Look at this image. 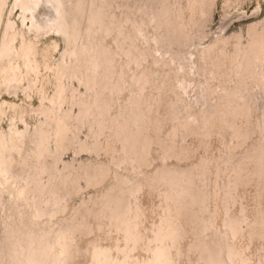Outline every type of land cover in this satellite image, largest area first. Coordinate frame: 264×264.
I'll use <instances>...</instances> for the list:
<instances>
[{"label": "rangeland", "instance_id": "374dc122", "mask_svg": "<svg viewBox=\"0 0 264 264\" xmlns=\"http://www.w3.org/2000/svg\"><path fill=\"white\" fill-rule=\"evenodd\" d=\"M83 1L0 0L7 264H264V0Z\"/></svg>", "mask_w": 264, "mask_h": 264}, {"label": "bare ground", "instance_id": "6f19581e", "mask_svg": "<svg viewBox=\"0 0 264 264\" xmlns=\"http://www.w3.org/2000/svg\"><path fill=\"white\" fill-rule=\"evenodd\" d=\"M72 1V4H75L76 2H77V0H71ZM83 1V0H82ZM84 2V1H83ZM45 3H47V5L46 6H44V5H41L40 7H39V12H40V14L42 13V12H45V9L47 10L46 12H49V10H48V7H50L51 5H50V3L48 2V1H46ZM78 4H80V3H78ZM82 8H84V6H81ZM52 8V7H51ZM54 10V9H53ZM52 9L50 10V11H53ZM42 11V12H41ZM43 13V15H45V14H47V13ZM58 13V12H57ZM54 14V13H53ZM52 14V15H53ZM51 14H49V16H52ZM57 15V14H56ZM93 15V14H92ZM41 16H42V14H41ZM47 16V15H46ZM49 16H47V17H49ZM56 18V17H55ZM51 19V18H50ZM46 20H48V19H46ZM52 20V19H51ZM50 21V20H49ZM59 21V20H58ZM60 27V26H59ZM60 28H62V27H60ZM60 31H61V29H60ZM67 31V30H66ZM69 31V30H68ZM70 32V31H69ZM68 32V33H69ZM72 32V31H71ZM71 34H73V33H71ZM84 34V33H83ZM68 35V34H67ZM86 56H90V55H86ZM93 57H97L98 58V56L96 55V56H94L93 55ZM230 93H232L231 91H229ZM138 132V131H137ZM41 150L43 151L44 149L43 148H41ZM45 153V152H44ZM44 153L42 152V153H40L41 155H40V157H44ZM43 159V158H42ZM24 169H25V166L22 168V169H20L19 170V173H22V171H24ZM25 173L23 172V176L25 177ZM27 177V176H26ZM26 177H25V179H26ZM213 191H214V189H213ZM126 195H127V197L129 196L127 193L124 195L125 197H126ZM124 197V198H125ZM101 201V200H100ZM123 201V203L124 204H126V202H124V200H122ZM121 203V196H120V198H118L117 200H116V202H115V204H116V206L117 205H119ZM8 226V227H7ZM6 227L7 228H9L8 230H9V232H10V229H11V226L10 225H8V224H6ZM212 227V226H211ZM225 227V226H224ZM15 228V227H14ZM203 231V230H202ZM201 231V232H202ZM161 233V232H160ZM236 233V232H235ZM160 236V235H159ZM243 237V236H242ZM209 239V238H208ZM155 240V239H154ZM22 241V240H21ZM248 241V240H247ZM157 242V241H156ZM151 243V242H150ZM164 243V242H163ZM8 244H9V241H8ZM152 244V243H151ZM150 245V244H149ZM163 245V244H162ZM6 244H4V245H2L1 246V249H0V264H4V262H6V264H7V259H9L8 258V249H9V245H8V247L6 246ZM158 248V247H157ZM159 249V248H158ZM157 249V250H158ZM156 250V249H155ZM164 252V251H163ZM37 253V248H36V250L34 249L33 250V252H32V258L31 259H28L30 262H35V263H40L41 261L38 259L37 260V258L35 259V256H34V254H36ZM165 253V252H164ZM239 254V253H238ZM37 255V254H36ZM158 255H159V253H158ZM165 255V254H164ZM148 256V255H147ZM152 256V255H151ZM157 256V255H156ZM259 256V255H258ZM202 257V256H201ZM200 257V258H201ZM203 258V257H202ZM6 259V260H5ZM162 259V258H161ZM201 260V259H200ZM150 261V260H149ZM160 261V260H159ZM162 261V260H161ZM151 262H152V260H151ZM155 262V261H154ZM158 262V261H157ZM150 263V262H149ZM153 263V262H152Z\"/></svg>", "mask_w": 264, "mask_h": 264}]
</instances>
